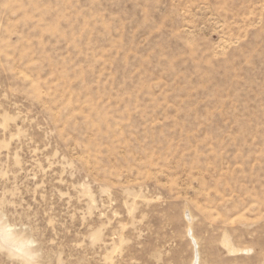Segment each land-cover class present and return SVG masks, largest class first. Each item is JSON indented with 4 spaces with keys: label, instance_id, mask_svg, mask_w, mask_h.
<instances>
[{
    "label": "rangeland",
    "instance_id": "1",
    "mask_svg": "<svg viewBox=\"0 0 264 264\" xmlns=\"http://www.w3.org/2000/svg\"><path fill=\"white\" fill-rule=\"evenodd\" d=\"M0 208L45 264H264V0H0Z\"/></svg>",
    "mask_w": 264,
    "mask_h": 264
},
{
    "label": "clouds",
    "instance_id": "2",
    "mask_svg": "<svg viewBox=\"0 0 264 264\" xmlns=\"http://www.w3.org/2000/svg\"><path fill=\"white\" fill-rule=\"evenodd\" d=\"M0 254L11 264H45V252L35 233L17 222L0 208Z\"/></svg>",
    "mask_w": 264,
    "mask_h": 264
},
{
    "label": "bare ground",
    "instance_id": "3",
    "mask_svg": "<svg viewBox=\"0 0 264 264\" xmlns=\"http://www.w3.org/2000/svg\"><path fill=\"white\" fill-rule=\"evenodd\" d=\"M196 245L197 244H195V247H196L195 253H196V255H194L195 256L194 262L197 261V257H198V251H197V246ZM193 264H195V263H193Z\"/></svg>",
    "mask_w": 264,
    "mask_h": 264
}]
</instances>
